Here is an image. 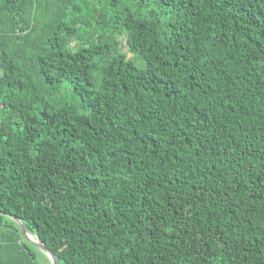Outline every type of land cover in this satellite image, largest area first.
I'll list each match as a JSON object with an SVG mask.
<instances>
[{
	"label": "trees",
	"instance_id": "1",
	"mask_svg": "<svg viewBox=\"0 0 264 264\" xmlns=\"http://www.w3.org/2000/svg\"><path fill=\"white\" fill-rule=\"evenodd\" d=\"M0 210L60 264H264V0H0ZM0 264H46L2 214Z\"/></svg>",
	"mask_w": 264,
	"mask_h": 264
},
{
	"label": "water",
	"instance_id": "2",
	"mask_svg": "<svg viewBox=\"0 0 264 264\" xmlns=\"http://www.w3.org/2000/svg\"><path fill=\"white\" fill-rule=\"evenodd\" d=\"M0 214L8 216L11 219H13L18 224L21 235L23 236V238L26 241H28L29 243L33 244L38 249L45 252L48 255L52 264H60L55 253L49 247H47L44 242L40 241L38 238L35 237V235L33 233H31L30 231L27 230V228H26V226H25V224L21 218L17 217L14 214H11L9 212L2 211V210H0Z\"/></svg>",
	"mask_w": 264,
	"mask_h": 264
},
{
	"label": "rangeland",
	"instance_id": "3",
	"mask_svg": "<svg viewBox=\"0 0 264 264\" xmlns=\"http://www.w3.org/2000/svg\"><path fill=\"white\" fill-rule=\"evenodd\" d=\"M125 37V36H124ZM122 47H123V51L125 52V53H127V56H130V57H134V55L129 51V50H127V47L125 46L126 45V42H125V38L123 39V41H122ZM136 59V58H135ZM136 62H137V64L138 65H142L141 63H140V59L138 58L137 60H135ZM36 249L39 251V253H40V256H41V260H43L44 261V263H51V261H50V259H49V257H48V255L45 253V252H43L42 250H39L37 247H36Z\"/></svg>",
	"mask_w": 264,
	"mask_h": 264
},
{
	"label": "bare ground",
	"instance_id": "4",
	"mask_svg": "<svg viewBox=\"0 0 264 264\" xmlns=\"http://www.w3.org/2000/svg\"><path fill=\"white\" fill-rule=\"evenodd\" d=\"M124 204V203H123ZM158 208V207H157Z\"/></svg>",
	"mask_w": 264,
	"mask_h": 264
},
{
	"label": "crops",
	"instance_id": "5",
	"mask_svg": "<svg viewBox=\"0 0 264 264\" xmlns=\"http://www.w3.org/2000/svg\"><path fill=\"white\" fill-rule=\"evenodd\" d=\"M46 264H48V263H46Z\"/></svg>",
	"mask_w": 264,
	"mask_h": 264
}]
</instances>
